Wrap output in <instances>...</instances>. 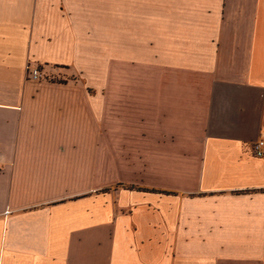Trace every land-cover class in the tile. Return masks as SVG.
I'll use <instances>...</instances> for the list:
<instances>
[{
	"label": "crops",
	"instance_id": "0c3cea01",
	"mask_svg": "<svg viewBox=\"0 0 264 264\" xmlns=\"http://www.w3.org/2000/svg\"><path fill=\"white\" fill-rule=\"evenodd\" d=\"M262 136L264 0H0V264H264Z\"/></svg>",
	"mask_w": 264,
	"mask_h": 264
},
{
	"label": "built area",
	"instance_id": "2783aa9c",
	"mask_svg": "<svg viewBox=\"0 0 264 264\" xmlns=\"http://www.w3.org/2000/svg\"><path fill=\"white\" fill-rule=\"evenodd\" d=\"M30 76L33 80L41 79L42 73L39 68H29ZM254 153L259 158H264V136L254 143Z\"/></svg>",
	"mask_w": 264,
	"mask_h": 264
},
{
	"label": "rangeland",
	"instance_id": "374dc122",
	"mask_svg": "<svg viewBox=\"0 0 264 264\" xmlns=\"http://www.w3.org/2000/svg\"><path fill=\"white\" fill-rule=\"evenodd\" d=\"M92 45L93 44H90V47ZM112 45L113 44H106V45L105 44H96L95 46L97 47V50H101V48H105L106 47L105 50L107 52L108 50H110V51L112 50ZM111 53H113V51ZM97 60L98 59H95L94 62L97 63ZM111 62H113L112 59H111ZM94 80H95V75L85 76V82H87V81H89V82H96L97 79L95 81Z\"/></svg>",
	"mask_w": 264,
	"mask_h": 264
}]
</instances>
